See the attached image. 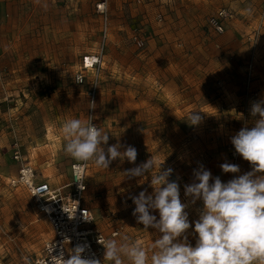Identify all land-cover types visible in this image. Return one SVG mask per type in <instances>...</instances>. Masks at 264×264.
<instances>
[{"label":"rangeland","instance_id":"obj_1","mask_svg":"<svg viewBox=\"0 0 264 264\" xmlns=\"http://www.w3.org/2000/svg\"><path fill=\"white\" fill-rule=\"evenodd\" d=\"M96 1L0 0V264H24L52 235L29 193L9 184L14 154L66 190L77 161L64 151L69 119H90L109 134L105 151L120 143L138 153L135 163L118 158L108 169L87 162L84 204L106 240L127 236L148 249L159 236L137 223L131 197L153 192L160 164L173 170L183 203L200 165L223 182L251 171L231 137L254 126L251 105L264 99V0H106L105 14ZM96 53L97 66L82 70V57ZM149 159L156 166L148 174L127 176ZM226 161L240 173L222 172ZM199 208L186 209L190 222Z\"/></svg>","mask_w":264,"mask_h":264},{"label":"clouds","instance_id":"obj_2","mask_svg":"<svg viewBox=\"0 0 264 264\" xmlns=\"http://www.w3.org/2000/svg\"><path fill=\"white\" fill-rule=\"evenodd\" d=\"M250 114L258 117L254 126L241 128L231 137V144L235 153L249 162L251 171L239 174V165L226 161L220 165L222 172L239 175L223 182L200 165L193 171L192 183L184 185V195L189 200L183 203L178 182L169 179L173 170H161L160 164L159 172L151 176L153 192L148 194L145 189L131 197L137 223L145 230L152 228L159 233L150 248L145 249L124 236L120 242L115 238L98 241L104 247L103 261L85 258L84 246L78 245L67 257L63 249L58 256H53L52 250L48 262L124 264L127 259L129 264H264V99L252 103ZM190 119L195 125L201 117L192 112ZM62 132L66 140L64 151L74 160L92 161L108 169L118 158L130 163L137 159V150L131 145L117 143L105 151L102 145L108 144L109 134L103 133L90 119H69L63 124ZM155 166L149 159L126 174L129 178L144 177ZM77 182L81 187V182ZM197 201L202 202V208L197 209L198 219L190 222L186 209ZM156 211L159 218L152 214ZM190 228L195 235L194 246L189 242Z\"/></svg>","mask_w":264,"mask_h":264},{"label":"built area","instance_id":"obj_3","mask_svg":"<svg viewBox=\"0 0 264 264\" xmlns=\"http://www.w3.org/2000/svg\"><path fill=\"white\" fill-rule=\"evenodd\" d=\"M95 5L101 14L106 13V0H97ZM219 14L226 17L228 13L222 11ZM217 28L221 30L219 25ZM137 42L142 45V41ZM99 61L98 53L86 54L82 57L81 69H93ZM83 78L82 72L75 74L76 82L81 83ZM94 91L93 87L90 94L93 95ZM14 158L19 161V167L16 174L9 179L10 186L21 187L29 193L46 216L52 232L51 237L44 242L42 252L34 257H27L24 264H50L48 261L51 259L52 250V255L58 256L63 249L67 257L71 249L78 245L84 246L85 258L94 257L103 261L104 247L98 241L104 242L106 237L99 229L91 226L94 215L84 204L87 162L75 161L71 164L70 181L66 185L67 189L61 191V188H52L48 182L40 178L32 165L22 160L17 152ZM77 180L81 182V187ZM117 234L118 229L115 228L112 235Z\"/></svg>","mask_w":264,"mask_h":264},{"label":"crops","instance_id":"obj_4","mask_svg":"<svg viewBox=\"0 0 264 264\" xmlns=\"http://www.w3.org/2000/svg\"><path fill=\"white\" fill-rule=\"evenodd\" d=\"M46 181V180H45ZM46 182H48V181H46ZM49 183V182H48ZM50 184V183H49ZM51 185V184H50ZM67 185V184H66ZM52 187V186H51ZM53 188V187H52ZM55 189H57V188H55Z\"/></svg>","mask_w":264,"mask_h":264}]
</instances>
